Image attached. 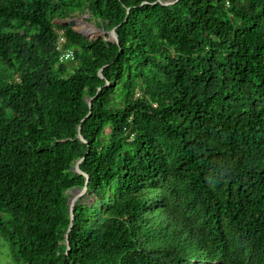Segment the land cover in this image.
<instances>
[{
  "label": "trees",
  "instance_id": "16d2710c",
  "mask_svg": "<svg viewBox=\"0 0 264 264\" xmlns=\"http://www.w3.org/2000/svg\"><path fill=\"white\" fill-rule=\"evenodd\" d=\"M165 1L0 0L15 264H264V0Z\"/></svg>",
  "mask_w": 264,
  "mask_h": 264
},
{
  "label": "water",
  "instance_id": "95a60500",
  "mask_svg": "<svg viewBox=\"0 0 264 264\" xmlns=\"http://www.w3.org/2000/svg\"><path fill=\"white\" fill-rule=\"evenodd\" d=\"M178 0H174V1H172V0H168V1H165V2H163V4L164 5H172V4H174V3H176ZM128 13H129V10H128ZM72 22H75V20L76 19H70ZM78 23H79V25H80V23H83L85 26H87V27H91L92 28V30L93 31H91V32H89V33H85L83 30H82V27H81V25H80V30H79V32L80 33H82V34H84V35H95V34H101V35H105L107 32L105 31V28L102 26V27H95V26H93V25H91L90 23H88L86 20H76ZM68 24H70V23H68ZM109 35H110V37H109V39L113 42V43H115V44H119V38H118V35H117V33H116V29H113L110 33H109ZM100 75L102 76V74H101V71H100ZM106 86H109V84H107ZM92 100L93 99H90L89 101H88V103H89V106H90V112H89V114L86 116V118L83 120V121H85L87 118H89L91 115H92ZM81 128H82V126L80 125V127H79V134H78V138L82 141V142H86V140H85V138L83 137V135H82V133H81ZM83 160H84V158L83 159H80V160H78L77 161V163H76V165L74 166V168L72 169L74 172H76V173H79V174H83V175H85L86 176V178H87V182H86V185H85V187L83 188V189H79V188H74L72 191H74V192H76L77 190H80L81 191V193H84V191H86L87 190V188H88V185H89V177L81 170V163L83 162ZM77 202H78V195H75V196H72L71 197V199H70V217H71V225H70V228H69V231H68V233H67V235H66V241H65V243H66V245H67V247H68V251L70 250V231L72 230V228H73V224H74V219H75V217H74V212H75V206H76V204H77Z\"/></svg>",
  "mask_w": 264,
  "mask_h": 264
},
{
  "label": "rangeland",
  "instance_id": "374dc122",
  "mask_svg": "<svg viewBox=\"0 0 264 264\" xmlns=\"http://www.w3.org/2000/svg\"><path fill=\"white\" fill-rule=\"evenodd\" d=\"M73 19L76 20H86L88 23H90L91 25L95 26V27H99V25L97 24V20L90 18L89 13H84V14H76L73 16ZM75 20V22H73V24H75V27L80 30V28L82 27V30L84 29L87 32L93 31L91 27H87L85 26L83 23H79ZM57 22L59 23H72V21L70 19H66V20H57ZM74 66L73 62H70V66ZM68 195L71 199L72 196L74 195H78V201L82 202V203H87L89 205H92L95 201V196L88 193L87 190L84 191V193H81L80 190H77L76 192L74 191H69ZM0 264H15L12 260V254H11V248L9 246V243L7 242L6 239H4L2 233H0Z\"/></svg>",
  "mask_w": 264,
  "mask_h": 264
},
{
  "label": "built area",
  "instance_id": "2783aa9c",
  "mask_svg": "<svg viewBox=\"0 0 264 264\" xmlns=\"http://www.w3.org/2000/svg\"><path fill=\"white\" fill-rule=\"evenodd\" d=\"M75 60V53L72 50H67L60 56L61 62H72Z\"/></svg>",
  "mask_w": 264,
  "mask_h": 264
},
{
  "label": "bare ground",
  "instance_id": "6f19581e",
  "mask_svg": "<svg viewBox=\"0 0 264 264\" xmlns=\"http://www.w3.org/2000/svg\"><path fill=\"white\" fill-rule=\"evenodd\" d=\"M83 31L85 32V33H89V32H87V31H85L84 29H83ZM91 32V31H90Z\"/></svg>",
  "mask_w": 264,
  "mask_h": 264
}]
</instances>
